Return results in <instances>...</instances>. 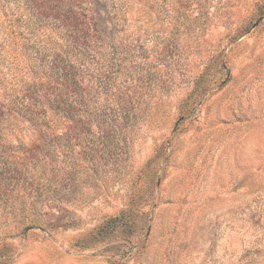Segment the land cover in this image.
<instances>
[{"label":"rangeland","instance_id":"obj_1","mask_svg":"<svg viewBox=\"0 0 264 264\" xmlns=\"http://www.w3.org/2000/svg\"><path fill=\"white\" fill-rule=\"evenodd\" d=\"M0 264H264V0H0Z\"/></svg>","mask_w":264,"mask_h":264},{"label":"trees","instance_id":"obj_2","mask_svg":"<svg viewBox=\"0 0 264 264\" xmlns=\"http://www.w3.org/2000/svg\"><path fill=\"white\" fill-rule=\"evenodd\" d=\"M113 221H116V220H118V217H116V218H114V219H112Z\"/></svg>","mask_w":264,"mask_h":264}]
</instances>
